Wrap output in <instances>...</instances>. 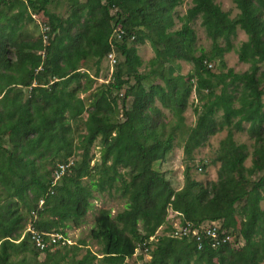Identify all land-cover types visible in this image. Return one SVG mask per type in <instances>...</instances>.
<instances>
[{
	"label": "trees",
	"instance_id": "obj_1",
	"mask_svg": "<svg viewBox=\"0 0 264 264\" xmlns=\"http://www.w3.org/2000/svg\"><path fill=\"white\" fill-rule=\"evenodd\" d=\"M234 1L236 17L216 0H192L184 15L176 11L183 0H68L65 13L52 8L55 0H0V264H137L145 255L144 264H264V0ZM41 13L46 31L31 36L26 26L41 25L34 18ZM198 16L209 50L197 47L191 23ZM119 26L122 37L110 41ZM238 27L249 36L237 48L251 64L242 73L225 60ZM147 42L154 55L146 62L140 46ZM111 52L112 77L91 101L82 97ZM183 60L192 64L187 74ZM193 93L201 105L183 160L194 163L210 136L225 128L228 135L212 162L220 163L218 178L200 181L186 164L185 184L176 189L157 166L177 145ZM164 109L172 112L169 123ZM245 130L255 140L251 152L234 138ZM98 138L101 157L92 165ZM61 164L68 166L55 183ZM94 191L127 199L116 215L109 208L95 215L89 238L98 253L87 248L78 258L83 239L56 253L35 246L30 233L20 240L30 215L38 231L66 237V229L84 222ZM171 210L194 227L217 222L222 238L232 239L214 246L203 234L199 247L197 237H175Z\"/></svg>",
	"mask_w": 264,
	"mask_h": 264
},
{
	"label": "rangeland",
	"instance_id": "obj_2",
	"mask_svg": "<svg viewBox=\"0 0 264 264\" xmlns=\"http://www.w3.org/2000/svg\"><path fill=\"white\" fill-rule=\"evenodd\" d=\"M216 2L221 6L222 10L228 12L231 17H236L238 13L240 12L235 1L234 0H216ZM67 3L68 0H55V5H52V8L56 11L65 13L67 11ZM57 4V7H56ZM192 6V0H183V3L179 5L176 8V11L179 15H184L187 10ZM34 18L37 19L38 23H41V25H34V23L27 24V32L32 36H38L41 33H44L46 31V27L44 25L45 21V16L41 14H35ZM193 28L195 29V32L197 34V47L199 48H205L209 50L212 46V40L210 37H208L204 27L201 24V16H198L193 22L191 23ZM182 26V21H180L178 18H176V25L174 28L178 29ZM249 39V36L246 34V32L241 29L240 27L237 28V34L233 37V42L235 45V48L225 54V60L226 64L230 68H234L236 72H245L249 69L251 64L249 62L241 61L239 59V55L237 52V48L241 46V44L244 41H247ZM140 54L142 57L145 59L147 62L151 57L154 55V50L149 42H147L144 45L140 46ZM182 65L181 72L184 74H187L191 69H192V64L186 62V61H181L180 62ZM90 66V73L95 76L96 75V64L94 60L90 61L89 64ZM99 74L98 77L96 78V83L93 84V90L82 93L81 96H89L90 101H91V93L96 92L95 90L98 88L99 85L108 82L110 80V76L112 74V69L109 61L107 59H104L100 66H99ZM85 69V68H84ZM142 69V68H141ZM217 70V68H214ZM115 70V69H114ZM113 70V71H114ZM262 70H264V65L262 66ZM261 72V71H260ZM264 100V97H263ZM159 104V103H158ZM201 103L199 100H197V96L193 93L189 105L184 112V118H185V127L181 129V132H178V136L176 139L177 145L173 149V153L169 156L168 160L163 163L161 166L158 165V168H161L165 171H167V178L171 180L173 186L176 189H180L183 187L185 184V167L186 164H191L193 166L192 169V175L194 178L203 181V182H208L212 180H216L218 178V169L220 166V163H212L214 157L216 156V150L220 146V142L228 135V129L225 128L223 131L218 132L212 136L209 137L208 141L205 143L204 146L198 148L194 152V163H187L186 161L183 160L184 157V151H183V143L187 138L188 133H190L191 128L196 125L197 119H198V114L195 111V108L197 106H200ZM164 118L165 122L169 123V121L173 118L172 112L170 110L164 109ZM222 112L220 111L217 113V118L221 119ZM88 117V112H85L81 122V126L84 128L83 125V120H86ZM248 123L245 124L246 127H248ZM100 138V137H99ZM96 140V143L94 146L91 148V156H92V165H94L97 161L100 160L101 157V144H100V139ZM234 138L237 142L239 143H246L248 144V149L249 151H253L254 149V144L255 140L250 136L247 130L243 132L239 131H234ZM73 160V159H72ZM202 163H206L208 166L204 171H199L198 167L202 166ZM246 165L250 166L251 165V158L249 157L246 161ZM62 175V174H61ZM52 177H54V182L56 183L60 177L57 176L56 171L53 172ZM88 181V180H86ZM95 198L92 199L93 206L89 210L87 216L84 218V222H82L81 226L79 227H73V228H68L66 229L67 231V243H61L62 245H58L56 247H53L50 249L53 253H56L57 251L62 250L63 248L61 246L63 245H80V240H85L87 241V245H80L81 250L79 252L78 258H81L83 255L86 254L87 248H90L92 252L98 253L100 251V246L92 239L89 238V233L91 228L95 224V215L97 214L98 210L101 208H109L112 210L113 215H116L119 211L123 210L126 206L127 199L122 197L121 192L117 193L114 192L109 194L108 191L99 193L95 192ZM242 203H239L237 206L236 210V215L240 219L239 215V208ZM262 208H264V201L261 202ZM36 215L34 216V218ZM172 217V215H171ZM28 223L25 227V231L22 234V237L28 233L27 231L29 230L30 224H32L31 221V215L28 218ZM179 218H174L172 221V224H178L179 223ZM164 227L162 226L159 228L157 231V235H161L164 231ZM21 237V238H22ZM234 237V241L237 240V245H243L244 240L240 239L238 235L236 234ZM20 238V239H21ZM232 239V237H231ZM20 241V240H19ZM62 248V249H61ZM142 252L137 251L135 255L141 254ZM138 257V256H137ZM41 261L44 259V257H40ZM137 258H134L132 260H135ZM138 260V259H137ZM139 262L137 264H144L148 261H150V255H145L143 260H138Z\"/></svg>",
	"mask_w": 264,
	"mask_h": 264
},
{
	"label": "built area",
	"instance_id": "obj_3",
	"mask_svg": "<svg viewBox=\"0 0 264 264\" xmlns=\"http://www.w3.org/2000/svg\"><path fill=\"white\" fill-rule=\"evenodd\" d=\"M124 31L119 27L115 29L114 35L110 38V41H115L117 39H120L122 37V34ZM116 54L114 52H111L108 54V61L111 65L112 73L114 68V63L116 62ZM112 77V74L110 78ZM68 165L61 164L59 165V169L55 170L57 176L61 177L63 172L65 171V167ZM44 203L43 200H41V204ZM172 215V217H171ZM179 218V223H174V230L173 235L175 237L181 238V237H189L194 236L197 237L196 239L199 241V247L202 245V235L205 234L207 237H210L212 239L213 245L218 246L221 243L228 242L231 239V236L225 235L222 236L219 233L220 225L217 222H212L208 224H202L200 227H194L192 223L185 221L184 217L181 213L177 211H170L169 218L173 221L174 218ZM30 233L32 240L34 241L35 246H37L39 249H52L53 247H56L58 245H62L61 243H67V238L60 232H43L38 231L33 227L32 224H30L29 230L27 231ZM24 236L20 239L22 240ZM154 238V237H152Z\"/></svg>",
	"mask_w": 264,
	"mask_h": 264
}]
</instances>
